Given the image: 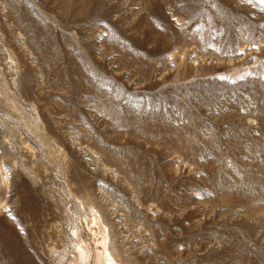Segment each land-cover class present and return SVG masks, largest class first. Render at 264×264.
Returning a JSON list of instances; mask_svg holds the SVG:
<instances>
[{"label":"rangeland","instance_id":"374dc122","mask_svg":"<svg viewBox=\"0 0 264 264\" xmlns=\"http://www.w3.org/2000/svg\"><path fill=\"white\" fill-rule=\"evenodd\" d=\"M0 264H264V3L0 0Z\"/></svg>","mask_w":264,"mask_h":264},{"label":"bare ground","instance_id":"6f19581e","mask_svg":"<svg viewBox=\"0 0 264 264\" xmlns=\"http://www.w3.org/2000/svg\"><path fill=\"white\" fill-rule=\"evenodd\" d=\"M17 19H18V18H17ZM105 252H106V251H105ZM105 252H104V253H105ZM107 252H108V251H107ZM102 254H103V253H102ZM108 254H109V252H108ZM108 254L106 253V256H105V254H104L105 259H106V257H109ZM109 255H110V254H109ZM102 257H103V255L101 256V259H102ZM109 258L111 259V257H109ZM101 259H100V260H101ZM107 259H108V258H107ZM106 261H107V260H106ZM110 262H111V260H110ZM112 262H113V261H112Z\"/></svg>","mask_w":264,"mask_h":264},{"label":"snow or ice","instance_id":"6c2138e0","mask_svg":"<svg viewBox=\"0 0 264 264\" xmlns=\"http://www.w3.org/2000/svg\"><path fill=\"white\" fill-rule=\"evenodd\" d=\"M261 3H264V0H261Z\"/></svg>","mask_w":264,"mask_h":264}]
</instances>
